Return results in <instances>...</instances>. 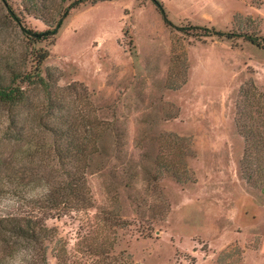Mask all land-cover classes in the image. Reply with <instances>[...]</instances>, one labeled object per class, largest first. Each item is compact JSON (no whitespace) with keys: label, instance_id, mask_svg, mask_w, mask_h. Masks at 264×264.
<instances>
[{"label":"rangeland","instance_id":"374dc122","mask_svg":"<svg viewBox=\"0 0 264 264\" xmlns=\"http://www.w3.org/2000/svg\"><path fill=\"white\" fill-rule=\"evenodd\" d=\"M73 1L0 0V86L24 91L0 102V214L56 230L49 264H239L264 236V0H159L174 26L88 0L42 41L9 14L53 30ZM48 183L70 201L32 206Z\"/></svg>","mask_w":264,"mask_h":264},{"label":"trees","instance_id":"16d2710c","mask_svg":"<svg viewBox=\"0 0 264 264\" xmlns=\"http://www.w3.org/2000/svg\"><path fill=\"white\" fill-rule=\"evenodd\" d=\"M86 1L88 0H74L63 12L62 17L59 19L53 30L34 31L22 24L19 16L11 9V7H9V14L17 21L26 36L36 41H42L56 35L63 24L64 17L68 15L69 10ZM96 1L97 0H93L91 2L95 3ZM153 1L159 12L162 14L165 23L174 26L168 18L161 2L159 0ZM31 2L33 7L32 10L46 11L48 9L47 3H50L51 0H31ZM192 27L208 31L212 34L228 39L238 36V34L231 31L227 32L197 25ZM181 29L186 30V27H181ZM248 39L252 43L264 47V44L256 40V38L249 36ZM49 55V51L45 50L36 56L37 66L35 71L37 74L32 76L39 75L40 65H42ZM13 85L14 84L10 83L8 86H0V102L17 105L23 101L24 91L18 86ZM72 175H74L73 172L68 174L69 177ZM49 185L48 188H45L41 195H39V198H30L28 202L32 206L49 209L57 207L59 202L70 201V198L66 195V197L60 198V200L57 197L55 185ZM81 187L82 186L78 187L73 178L71 182H67V185L63 188V190L70 191V194L67 195L73 196L74 199L79 200L85 205V200H87V198L82 192H79ZM56 241H58L56 237V230L53 227H49L45 223L44 218L38 215L26 214L23 211L22 213L14 211L12 213L0 214V264H49L47 258L48 250L46 246L48 243ZM56 257L60 258L58 255Z\"/></svg>","mask_w":264,"mask_h":264},{"label":"crops","instance_id":"0c3cea01","mask_svg":"<svg viewBox=\"0 0 264 264\" xmlns=\"http://www.w3.org/2000/svg\"><path fill=\"white\" fill-rule=\"evenodd\" d=\"M250 252L256 256V259L259 261V263L262 261L264 263V236L261 235L260 241L257 243V245L252 247H244L243 256L239 261V264H244L246 254Z\"/></svg>","mask_w":264,"mask_h":264}]
</instances>
